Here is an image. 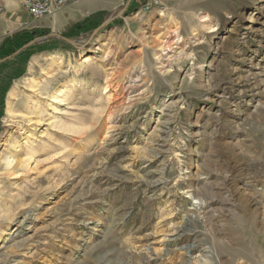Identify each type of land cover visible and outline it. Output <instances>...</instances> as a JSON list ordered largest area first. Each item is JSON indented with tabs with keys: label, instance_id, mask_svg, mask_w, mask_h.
Wrapping results in <instances>:
<instances>
[{
	"label": "rangeland",
	"instance_id": "1",
	"mask_svg": "<svg viewBox=\"0 0 264 264\" xmlns=\"http://www.w3.org/2000/svg\"><path fill=\"white\" fill-rule=\"evenodd\" d=\"M22 1L0 0V264H264V0Z\"/></svg>",
	"mask_w": 264,
	"mask_h": 264
},
{
	"label": "built area",
	"instance_id": "2",
	"mask_svg": "<svg viewBox=\"0 0 264 264\" xmlns=\"http://www.w3.org/2000/svg\"><path fill=\"white\" fill-rule=\"evenodd\" d=\"M70 1L72 0H23L22 7L32 20H40L59 11ZM153 1L157 3L158 0Z\"/></svg>",
	"mask_w": 264,
	"mask_h": 264
},
{
	"label": "crops",
	"instance_id": "3",
	"mask_svg": "<svg viewBox=\"0 0 264 264\" xmlns=\"http://www.w3.org/2000/svg\"><path fill=\"white\" fill-rule=\"evenodd\" d=\"M9 1H18V0H6ZM22 0H20L21 3ZM117 0H76L75 3L69 5L67 11L72 12L69 18H76L79 15L88 13L93 14L99 11H105L112 9L116 6ZM69 20V19H68Z\"/></svg>",
	"mask_w": 264,
	"mask_h": 264
},
{
	"label": "trees",
	"instance_id": "4",
	"mask_svg": "<svg viewBox=\"0 0 264 264\" xmlns=\"http://www.w3.org/2000/svg\"><path fill=\"white\" fill-rule=\"evenodd\" d=\"M104 13L107 14L106 11H99V12L93 13L92 15H98V14L100 15V14H104ZM92 15H90V16H92ZM90 23H92L91 17L87 16L82 21H79V22L75 23L72 27H70V29L68 30V32L66 34L72 35L76 31L82 30L84 27H86ZM48 33H49V30L42 29V28H33L30 30L24 29V30H20L18 32L13 33V35L10 38H6V39L9 40L10 42H16L15 39L19 38L21 35L29 36V39H35V38L42 37ZM66 34H62V35L66 36Z\"/></svg>",
	"mask_w": 264,
	"mask_h": 264
},
{
	"label": "water",
	"instance_id": "5",
	"mask_svg": "<svg viewBox=\"0 0 264 264\" xmlns=\"http://www.w3.org/2000/svg\"><path fill=\"white\" fill-rule=\"evenodd\" d=\"M131 1L132 0H127L125 6L123 7V9L126 8L131 3ZM106 23H107V21H104L100 26H103Z\"/></svg>",
	"mask_w": 264,
	"mask_h": 264
},
{
	"label": "bare ground",
	"instance_id": "6",
	"mask_svg": "<svg viewBox=\"0 0 264 264\" xmlns=\"http://www.w3.org/2000/svg\"><path fill=\"white\" fill-rule=\"evenodd\" d=\"M261 179V178H260ZM248 185V184H247ZM262 189H264V179L261 180ZM199 200V199H198ZM201 201V200H200ZM196 202V201H195ZM199 203V202H198ZM19 248V247H18Z\"/></svg>",
	"mask_w": 264,
	"mask_h": 264
}]
</instances>
